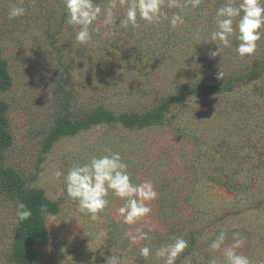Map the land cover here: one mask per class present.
I'll list each match as a JSON object with an SVG mask.
<instances>
[{
	"label": "rangeland",
	"instance_id": "rangeland-1",
	"mask_svg": "<svg viewBox=\"0 0 264 264\" xmlns=\"http://www.w3.org/2000/svg\"><path fill=\"white\" fill-rule=\"evenodd\" d=\"M225 3L181 9L164 0L167 18L119 27L127 2L117 0V26L101 17L81 45L64 0H0V64L8 73L0 88V264H106L111 255L120 264H164L156 251L178 237L188 247L175 264H226L234 233L245 241L237 253L264 264V29L251 56L235 51L237 29L230 47L210 58ZM12 6L25 15L9 20ZM173 13L184 18L174 29ZM109 150L128 165L132 183L151 181L158 192L133 224L111 191L96 220L66 192L70 168ZM10 177L19 189L9 188ZM35 193L46 202L43 231L26 261L16 204ZM138 230L149 239L133 243ZM222 230L224 245L212 250Z\"/></svg>",
	"mask_w": 264,
	"mask_h": 264
},
{
	"label": "clouds",
	"instance_id": "clouds-1",
	"mask_svg": "<svg viewBox=\"0 0 264 264\" xmlns=\"http://www.w3.org/2000/svg\"><path fill=\"white\" fill-rule=\"evenodd\" d=\"M127 2L126 14L120 19L119 27L131 24L137 27V18L149 23L159 22L161 17L167 18L162 11L164 0H119L121 7ZM201 0H186L185 5L178 0H168V8H183L187 5L199 7ZM64 6L68 13L67 23L78 27L75 41L81 45L87 44L92 34L90 27L102 17L104 26H117L114 9L117 8V0H108L105 7L94 3V0H64ZM26 9L22 6H12L8 10V19H16L25 15ZM238 18L236 28L234 20ZM170 25L174 29L184 23V18L179 13H173ZM216 29L211 32L210 40L217 45V50L208 53L210 58L220 56L222 47H230L229 37L238 29L236 39L239 41L235 51L241 58L251 56L257 49V42L262 39L261 29H264V0H240L234 4L233 0L217 9L215 19ZM97 24L94 31H99ZM217 79L223 80L224 73L219 71ZM128 165L123 161L118 152L108 151V154L100 157H92L83 165L77 164L70 168L66 175L57 171L55 175H64V183L69 198L75 201L78 209L85 215H90L92 220L97 219V214L109 203L106 198L111 191L116 197L124 200L118 209V214L123 217L126 224H133L138 218L144 217L151 212L146 201H153L158 197L154 184L145 181L140 184L131 182L127 171ZM33 215L32 211L21 201L16 204V216L19 221L28 220ZM139 235L133 236L132 242L138 239H149L146 232L138 230ZM234 243L224 248L226 264H251L247 256L237 253L236 249L244 243V239L238 234H233ZM225 231H221L218 237L212 241L210 248L218 250L224 245ZM188 247L187 241L182 237L174 238V242L159 248L157 257L164 258V264H175L177 257ZM151 249L147 246L140 250L145 258L149 257ZM104 255V253H101ZM106 264H120V258L116 255L106 256ZM211 264H217L213 260Z\"/></svg>",
	"mask_w": 264,
	"mask_h": 264
},
{
	"label": "trees",
	"instance_id": "trees-1",
	"mask_svg": "<svg viewBox=\"0 0 264 264\" xmlns=\"http://www.w3.org/2000/svg\"><path fill=\"white\" fill-rule=\"evenodd\" d=\"M8 81V73L4 64H0V88H3ZM4 142V141H3ZM9 188L11 190L19 189L14 178L9 179ZM23 203L32 211L33 215L25 221H21L19 227L20 242L23 246L22 256L26 261H29L33 256L34 239L39 237L43 231L41 217L45 210L46 202L42 193H35L32 197L23 201Z\"/></svg>",
	"mask_w": 264,
	"mask_h": 264
}]
</instances>
